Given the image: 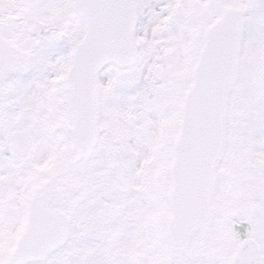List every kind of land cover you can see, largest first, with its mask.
Here are the masks:
<instances>
[{
  "label": "snow or ice",
  "instance_id": "6c2138e0",
  "mask_svg": "<svg viewBox=\"0 0 264 264\" xmlns=\"http://www.w3.org/2000/svg\"><path fill=\"white\" fill-rule=\"evenodd\" d=\"M0 264H264V0H0Z\"/></svg>",
  "mask_w": 264,
  "mask_h": 264
}]
</instances>
